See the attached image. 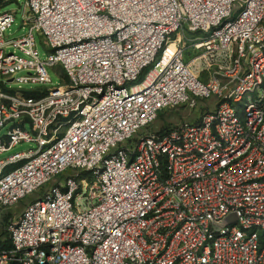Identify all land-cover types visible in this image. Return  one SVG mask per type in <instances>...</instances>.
I'll use <instances>...</instances> for the list:
<instances>
[{
    "label": "built area",
    "instance_id": "built-area-1",
    "mask_svg": "<svg viewBox=\"0 0 264 264\" xmlns=\"http://www.w3.org/2000/svg\"><path fill=\"white\" fill-rule=\"evenodd\" d=\"M19 9L14 38L16 12H0V154L36 147L0 159V210L37 195L0 264H264V0ZM211 98L196 121L149 129Z\"/></svg>",
    "mask_w": 264,
    "mask_h": 264
},
{
    "label": "rangeland",
    "instance_id": "rangeland-1",
    "mask_svg": "<svg viewBox=\"0 0 264 264\" xmlns=\"http://www.w3.org/2000/svg\"><path fill=\"white\" fill-rule=\"evenodd\" d=\"M22 0H0L1 7L0 12L3 11H15V19L13 23L7 28L6 35L9 38L19 37L23 34H25L28 31V26L23 25L22 22V12L19 9V4ZM35 39H36V49L38 51L39 56L42 59H47L50 48L45 44L44 37L37 31H34ZM186 35H191V33L186 32ZM13 47H10L8 49V52L13 51ZM15 53L17 55H23L22 51L19 49L15 50ZM194 51L190 50L189 55H192ZM153 66V65H152ZM151 66V68H152ZM48 73L51 77L52 83L54 85L61 84L63 81V74H62V67L60 65H56L54 67H47ZM23 74V73H19ZM143 78V75L140 77L139 81ZM17 85L12 84L11 87H16ZM38 85L36 84H23V88H33ZM215 99L211 98L208 100L204 99H198V104L195 108H190L186 105H180L175 109H165L162 113L158 115L156 120L150 124L149 129L153 132L159 131L163 127H171L181 122H194L199 117L200 114L206 109L211 108L214 106ZM28 128H30V125H27ZM4 130L1 131L3 133ZM36 147L35 142H21L17 144L14 148L11 150L0 154V159L6 157L7 155L18 152V151H25L28 149H32ZM37 193L31 194L27 196L26 198L22 199L16 206L10 208V209H3L0 210V242L5 241L9 237L8 233V225L9 222L18 217L22 210L24 209L25 205L32 201Z\"/></svg>",
    "mask_w": 264,
    "mask_h": 264
},
{
    "label": "bare ground",
    "instance_id": "bare-ground-1",
    "mask_svg": "<svg viewBox=\"0 0 264 264\" xmlns=\"http://www.w3.org/2000/svg\"><path fill=\"white\" fill-rule=\"evenodd\" d=\"M175 49H176V43L174 41H172L171 43L168 44V47L166 48L165 53H164V61L165 62L171 58Z\"/></svg>",
    "mask_w": 264,
    "mask_h": 264
},
{
    "label": "trees",
    "instance_id": "trees-1",
    "mask_svg": "<svg viewBox=\"0 0 264 264\" xmlns=\"http://www.w3.org/2000/svg\"><path fill=\"white\" fill-rule=\"evenodd\" d=\"M25 92H26V94H31V95H34L37 93L36 90H33V89L32 90H26ZM8 246H10L9 237L5 241L0 242V248L8 247Z\"/></svg>",
    "mask_w": 264,
    "mask_h": 264
}]
</instances>
